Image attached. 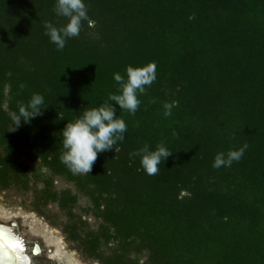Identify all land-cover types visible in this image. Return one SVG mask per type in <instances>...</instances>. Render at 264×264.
<instances>
[{
    "label": "trees",
    "instance_id": "16d2710c",
    "mask_svg": "<svg viewBox=\"0 0 264 264\" xmlns=\"http://www.w3.org/2000/svg\"><path fill=\"white\" fill-rule=\"evenodd\" d=\"M55 3L0 0V191L26 189L21 159L38 160L49 176L34 174V205L58 203L68 240L100 264H264V0H84L94 26L63 51L45 35L68 22ZM150 63L157 79L136 114L116 108L128 129L118 151L73 175L60 161L66 124L119 94L114 73ZM33 94L43 114L8 132ZM145 144L172 153L155 176L130 158ZM245 144L239 162L212 167ZM56 177L75 193L53 191ZM80 197L95 231L73 214Z\"/></svg>",
    "mask_w": 264,
    "mask_h": 264
},
{
    "label": "clouds",
    "instance_id": "9594fccd",
    "mask_svg": "<svg viewBox=\"0 0 264 264\" xmlns=\"http://www.w3.org/2000/svg\"><path fill=\"white\" fill-rule=\"evenodd\" d=\"M54 12L68 21L60 28L51 22L44 24L45 35L49 37L50 43L56 46L57 51H63L67 40L80 35L84 21H87L89 27L95 23L88 16L84 0H56ZM156 68L155 63L140 68L128 66L127 79L120 73H114L113 79L119 85L117 89L119 94L109 93L103 105L85 110L81 117L66 124L61 133L64 151L60 161L73 175L89 174L99 154L113 149L115 152L118 151L115 146L124 142V134L128 129L125 120L117 118L116 108L127 111L129 115H135L141 105L138 94H143L146 87H150L156 81ZM8 75L11 76V73ZM20 87L23 88L24 85ZM177 103L173 101L163 105L165 118L172 115V109ZM43 104L44 97L40 94H33L27 104H20L18 112L10 114L12 124L8 132L17 131L22 122L27 124L41 116ZM247 148L248 145L245 144L227 154L218 153L212 167L217 170L231 167L233 162L241 160ZM137 156L141 158L143 171L149 176H155L159 173L158 166L171 157L172 153L163 144L158 145L155 151L145 144L143 148L130 154V158ZM22 244L19 235L13 234L11 226H0V264H28L29 257L22 254L24 252Z\"/></svg>",
    "mask_w": 264,
    "mask_h": 264
},
{
    "label": "rangeland",
    "instance_id": "374dc122",
    "mask_svg": "<svg viewBox=\"0 0 264 264\" xmlns=\"http://www.w3.org/2000/svg\"><path fill=\"white\" fill-rule=\"evenodd\" d=\"M21 161L28 168L27 188L21 189L11 184L8 188L0 191V226L14 221L18 224L23 235H29L32 239L38 237L46 250L52 249V255L44 252L45 258L41 261L42 264H52V262L53 264H100L97 260L85 255L78 247L77 242L68 240L63 229L70 224L69 217L65 211L60 209L58 203L50 202L46 206L34 205L36 193H39L44 185L41 182H36L33 176L34 174H45L48 177L49 174L39 167L38 160H35V163L30 158L24 157ZM64 190H71L75 193L72 184L67 183L61 177H56L53 182V191L58 193ZM87 204V199L80 197L73 209V214L80 217L90 231H95L98 222L91 215H86L82 211L86 209ZM86 230L84 228L80 231L81 237ZM111 245L105 248L106 255L110 254L109 249L113 247ZM141 261L143 262L144 259Z\"/></svg>",
    "mask_w": 264,
    "mask_h": 264
},
{
    "label": "flooded vegetation",
    "instance_id": "af4514ba",
    "mask_svg": "<svg viewBox=\"0 0 264 264\" xmlns=\"http://www.w3.org/2000/svg\"><path fill=\"white\" fill-rule=\"evenodd\" d=\"M7 225L12 227L13 234L19 235V239L23 241L22 247L24 249L23 255H27L29 257L28 264H42L41 261L45 258L44 252H46L48 255H52L53 250L52 249H45L43 245L38 244H32L30 242L31 238L28 236L23 235L20 232V229L18 227V224L13 222H8ZM32 241V240H31ZM50 261V259H47ZM52 261V260H51ZM53 264V262H52Z\"/></svg>",
    "mask_w": 264,
    "mask_h": 264
},
{
    "label": "bare ground",
    "instance_id": "6f19581e",
    "mask_svg": "<svg viewBox=\"0 0 264 264\" xmlns=\"http://www.w3.org/2000/svg\"><path fill=\"white\" fill-rule=\"evenodd\" d=\"M32 237V236H31ZM32 240V241H31ZM31 240H30V242L32 243V244H35V245H37V243L38 244H41V240L38 238V237H36V238H34V239H32L31 238Z\"/></svg>",
    "mask_w": 264,
    "mask_h": 264
}]
</instances>
